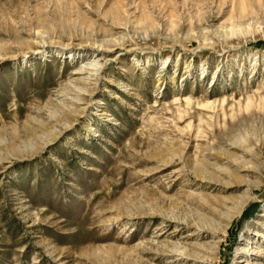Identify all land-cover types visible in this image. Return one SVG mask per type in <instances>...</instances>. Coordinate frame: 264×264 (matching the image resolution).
<instances>
[{
  "label": "rangeland",
  "instance_id": "1",
  "mask_svg": "<svg viewBox=\"0 0 264 264\" xmlns=\"http://www.w3.org/2000/svg\"><path fill=\"white\" fill-rule=\"evenodd\" d=\"M263 236L264 0H0V264H264Z\"/></svg>",
  "mask_w": 264,
  "mask_h": 264
},
{
  "label": "bare ground",
  "instance_id": "2",
  "mask_svg": "<svg viewBox=\"0 0 264 264\" xmlns=\"http://www.w3.org/2000/svg\"><path fill=\"white\" fill-rule=\"evenodd\" d=\"M254 235L259 236L260 234L258 232H256V233H254ZM249 243H251V242H249ZM252 248H253V246H250V248L246 249V253L248 256L254 255V256H258L259 258H261V256L264 255V252L262 251V249L255 251V249H252ZM254 264H256V263H254ZM259 264H261V263H259Z\"/></svg>",
  "mask_w": 264,
  "mask_h": 264
}]
</instances>
